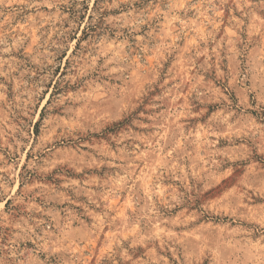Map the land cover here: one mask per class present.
Segmentation results:
<instances>
[{"label":"rangeland","instance_id":"374dc122","mask_svg":"<svg viewBox=\"0 0 264 264\" xmlns=\"http://www.w3.org/2000/svg\"><path fill=\"white\" fill-rule=\"evenodd\" d=\"M0 264H264V0H0Z\"/></svg>","mask_w":264,"mask_h":264}]
</instances>
